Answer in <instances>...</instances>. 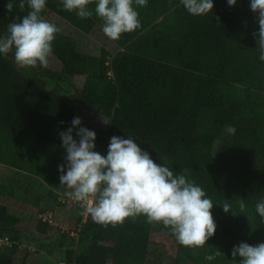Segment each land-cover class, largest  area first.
I'll return each mask as SVG.
<instances>
[{"label":"trees","instance_id":"1","mask_svg":"<svg viewBox=\"0 0 264 264\" xmlns=\"http://www.w3.org/2000/svg\"><path fill=\"white\" fill-rule=\"evenodd\" d=\"M7 3L0 0V34L29 11L13 0L12 11L7 12ZM95 4L90 0L93 15L81 19L75 11L64 10L61 0H47L43 16L52 23L59 17L88 35L95 27L102 30ZM237 5L238 0L231 7L227 0H214L212 12L193 16L180 0H148L146 7L136 8L141 27L117 41L106 36V49L91 43L82 53L75 39L57 33L48 65L29 67L30 74L15 62L14 50L0 57V164L59 185L58 167L66 164L67 155L60 133L72 127L74 117L88 127L77 112L83 109L107 123L97 137L102 155L106 156L113 136L134 138L156 163L174 174L183 172L205 191L214 204L216 233L225 238L249 237L252 243L255 236L264 240V220L256 213V204L264 200V62L259 60L258 39L241 24ZM111 55L113 80L107 78L105 67ZM53 62L59 71L51 69ZM79 77L83 81L76 84ZM67 82L75 104L59 91ZM207 113L212 118L211 133L203 131ZM225 126L233 129L232 142L215 158L212 149ZM232 185L240 188V197L231 193ZM14 193V187L0 183V240L8 244H0V264H14L21 237L27 242L22 220L7 206ZM225 204L230 212L223 210ZM74 208L79 215L71 229L81 225V235L90 232L93 240L82 241L76 256L73 250L65 251V264L144 263L152 227L146 217H129L113 226L98 224L89 216L82 223V209ZM158 224L177 251L173 264L230 263L225 249L213 243L215 237L203 247H184L170 228ZM52 229L38 219L32 238ZM217 250L222 254L214 261L204 259Z\"/></svg>","mask_w":264,"mask_h":264},{"label":"clouds","instance_id":"2","mask_svg":"<svg viewBox=\"0 0 264 264\" xmlns=\"http://www.w3.org/2000/svg\"><path fill=\"white\" fill-rule=\"evenodd\" d=\"M90 0H61L64 10L81 19L93 15L88 7ZM47 0H18L27 15L19 22L8 24L6 33L0 34V57L14 50L15 62L21 67H46L53 53V42L60 29L44 18ZM193 16L213 11L214 0H180ZM234 6L237 0H227ZM148 0H96L95 14L103 21L102 31L117 41L124 33L141 27L138 7H146ZM253 13H258L259 31L257 47L259 60L264 62V0H250ZM13 9V0L6 4L7 12ZM72 127L60 133L66 151V164L60 165V185L69 191L65 196L75 201L88 202L84 212L101 225H117L126 218L144 216L149 223H162L170 228L177 243L184 247H203L216 232L212 216L214 204L205 191L187 179L186 174L174 171L163 163H156L148 151L132 137L113 136L107 154L96 151V133L82 126L74 117ZM76 131L74 139L73 130ZM223 210L230 212L229 205ZM246 204L241 199L240 208ZM257 215L264 220V200L256 204ZM222 253L217 250L204 259L212 262ZM233 264H264V243L250 245L240 242L231 251ZM240 259L237 260L236 258Z\"/></svg>","mask_w":264,"mask_h":264},{"label":"rangeland","instance_id":"3","mask_svg":"<svg viewBox=\"0 0 264 264\" xmlns=\"http://www.w3.org/2000/svg\"><path fill=\"white\" fill-rule=\"evenodd\" d=\"M236 12L241 20V24L246 27L249 33L254 37L253 34L258 33L259 31L258 13L252 12L250 8V0H238ZM53 23L60 29V34L73 38L77 41V50L82 53L88 51V45L91 43L104 49L108 47L107 38L103 31L98 27H95L90 34L85 35L59 17H55L53 19ZM255 38L258 39V36ZM94 54H98V49L94 50ZM111 60L112 55L107 58L105 67L107 78L113 80L114 77L111 69ZM51 69L59 71L60 67L58 64L53 62L51 64ZM23 71L30 74L31 68L23 67ZM82 81L83 78L81 77L74 80L76 84H80ZM59 91L69 100L71 104L76 103L73 98L74 91L71 87V82H67L63 89L59 88ZM77 112L79 116L85 118L88 123V127L86 128L94 131L96 133V137L100 136L99 131L106 130V122L101 121L93 115L87 114L83 109H77ZM206 115H208V117L204 119L205 125L203 127V131L205 133H211L212 118L209 113ZM232 136L233 129L229 126H225L215 140L212 149V154L215 158H218L229 148L232 142ZM75 139L78 140L79 138L76 136ZM95 145V150L101 154L102 143L98 140V138H96ZM0 183L8 184L14 187V196L8 200L7 206L10 213L20 217L22 220V230L27 238V242H24L21 237L23 244L19 243L20 248L16 250L14 264H65L62 260L65 251L73 250V256H76L82 241H87V243H89L93 240V234L86 231L83 235L74 231L75 234L78 233L77 236H69L64 233L62 234V232L65 231V228H73L71 223H73V221L77 218V215H79V212H77L78 210L74 208L79 206L73 203L78 201L73 200L72 202L68 197L65 198V192L69 191L66 186L60 184L53 185L48 182H43L35 176L16 171L1 164ZM229 190L234 196L240 197L241 190L239 187L232 185L229 187ZM58 198H61V201L65 200L66 204L61 205ZM86 204L88 205V202H86ZM89 216L90 215L86 214L87 220ZM40 217L50 221L51 224L49 225L54 226L55 229H52L51 231L49 230L44 235L37 233L36 237L32 238L33 235H35L34 230L36 227V221L40 219ZM247 224L253 226L250 222H247ZM56 229H59L60 233ZM83 230L84 227H82L80 232H83ZM252 234L253 236L255 235V233ZM67 235L75 239V241L71 239L74 243H71L67 238L63 239L62 236L67 237ZM213 237H215V241L213 243L218 246V248L225 249V251L229 254V264H233V257L231 255L232 248L237 246L240 242H246L249 240V237H247V239L244 237L246 240H244V238H225L218 232L214 234ZM255 238L254 243H252L251 240L246 243L250 245L264 243L261 235L255 236ZM28 241H30V243H28ZM176 257V249L166 237L159 224L152 223L150 240L143 264H173ZM236 259L239 260L240 258L237 257ZM73 261L74 260H71L70 262L72 263Z\"/></svg>","mask_w":264,"mask_h":264},{"label":"built area","instance_id":"4","mask_svg":"<svg viewBox=\"0 0 264 264\" xmlns=\"http://www.w3.org/2000/svg\"><path fill=\"white\" fill-rule=\"evenodd\" d=\"M65 198H66V196H65ZM69 200H71V201L73 202V199H69ZM59 201H60L61 203H66L65 200L61 201V198H59ZM78 202H79V203H78ZM78 202H73V203L76 204L77 206H79V207L82 209V211H81V215L83 216V217H82V223H85L86 220H87V218H86V214H85V212H84V209H85V207H87L88 205L86 204L85 201H78ZM40 219L43 220L44 222L47 221L49 224H51V222L48 221L47 219H44V218H42V217H40ZM81 229H82V226L79 225L75 230H74V229H70V228H69V229H66V228H65V231H64V232H66V234H68L69 236H74V235L77 236L78 233H80V230H81ZM74 231H77L78 233L75 234ZM3 243H5V242L2 241V240H0V244H3ZM5 245H8V244L5 243Z\"/></svg>","mask_w":264,"mask_h":264}]
</instances>
